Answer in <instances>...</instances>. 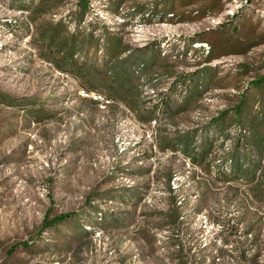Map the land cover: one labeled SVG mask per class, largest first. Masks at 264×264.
I'll list each match as a JSON object with an SVG mask.
<instances>
[{
  "label": "rangeland",
  "instance_id": "obj_1",
  "mask_svg": "<svg viewBox=\"0 0 264 264\" xmlns=\"http://www.w3.org/2000/svg\"><path fill=\"white\" fill-rule=\"evenodd\" d=\"M31 2L0 0V264H264V140L253 150L250 133L219 127L264 76V0H89L80 28L93 23L100 46L86 63L100 68L102 36L120 37L135 109L82 95L39 55L35 24L73 31L77 0L35 23ZM191 74L207 78L199 96L182 88L169 111L141 119ZM185 143L210 144L201 165ZM238 154L249 176H218Z\"/></svg>",
  "mask_w": 264,
  "mask_h": 264
},
{
  "label": "trees",
  "instance_id": "obj_2",
  "mask_svg": "<svg viewBox=\"0 0 264 264\" xmlns=\"http://www.w3.org/2000/svg\"><path fill=\"white\" fill-rule=\"evenodd\" d=\"M61 0H33L26 6L28 9L29 18L31 22H36L38 14L50 11L55 8ZM78 7L74 12L73 17L68 15V24L70 21L75 22V28L73 31L67 29L66 23L62 21L45 24H35L36 42L39 49V55L45 60L52 63L57 69L62 72L68 73L75 79H77L84 87V91L95 92L99 95H103L106 99H117L126 104L129 108L135 109L136 97L140 93V88L134 80V76L126 69L116 67L119 56L127 51L126 46L122 44V39L116 35H104L105 40V61L104 64L97 68L94 64H87V54L90 49L97 50L100 46V38L93 32V23L89 22L87 28H80V23L83 21L84 15L89 10V0H77ZM111 5H118V0H109ZM101 37V38H102ZM93 47V48H92ZM211 51V55H213ZM82 58V60H80ZM201 75L180 76L176 82L169 87L168 92H161L158 94L156 101L151 107L146 108L148 116L141 119L147 121L151 117L156 116V112H167L172 105L179 102V98L176 97V93L181 92L182 88H185L186 93L192 96L195 93L199 96L201 93L198 91L199 87H207L208 81L201 79ZM192 80V81H191ZM192 82V85L189 83ZM253 89L248 93L243 91L242 95L232 107V112L226 114L228 117L220 118L221 129H224L227 125L226 131L229 129L235 130V132L242 136V132H247L252 135L253 150H260V143L264 140V76H261L251 83L250 87ZM191 93V94H190ZM175 96V98L173 97ZM182 99V98H181ZM180 99V100H181ZM218 122V119H217ZM221 129L213 134V138L221 135ZM212 138V139H213ZM240 142L237 141V145ZM172 146V145H171ZM210 149L208 146L202 147L199 152L194 150L190 151L188 144H184V153L192 160L194 164H202V160L206 155V152ZM243 150V149H242ZM243 150L242 153H245ZM240 153V152H239ZM241 154V153H240ZM241 155L234 157L230 170L232 174H228V177L224 175V171L221 168L217 169V175L224 180H238L242 177L249 176L248 169H242L244 162H240ZM231 163L232 159H228ZM227 163V161L225 162ZM223 174V175H222ZM230 175V178H229ZM69 214H61L53 217L50 220H45L44 225L50 227L55 223L63 221Z\"/></svg>",
  "mask_w": 264,
  "mask_h": 264
},
{
  "label": "built area",
  "instance_id": "obj_3",
  "mask_svg": "<svg viewBox=\"0 0 264 264\" xmlns=\"http://www.w3.org/2000/svg\"><path fill=\"white\" fill-rule=\"evenodd\" d=\"M202 47L206 50V52H208V46L206 45V44H202ZM80 93L82 94V95H84V96H88L89 94H91L92 95V97L93 98H95V99H101L102 98V96L101 95H99V94H95L94 92H91V93H87V92H85L84 90H80Z\"/></svg>",
  "mask_w": 264,
  "mask_h": 264
}]
</instances>
